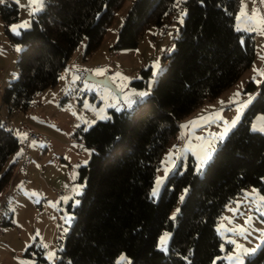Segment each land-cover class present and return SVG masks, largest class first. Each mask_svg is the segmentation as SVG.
I'll return each mask as SVG.
<instances>
[{
	"label": "trees",
	"instance_id": "1",
	"mask_svg": "<svg viewBox=\"0 0 264 264\" xmlns=\"http://www.w3.org/2000/svg\"><path fill=\"white\" fill-rule=\"evenodd\" d=\"M123 1L44 0L43 9L30 16L18 36L9 30L18 19L17 3L1 2L3 30L22 46L17 77L2 90L1 108L7 115L28 112L36 94L57 83L82 40L84 57L91 55ZM239 3H181L182 23L151 92L131 109H110V119L74 130L92 152L77 168L81 192L77 205L67 207L72 222L52 264H114L121 253L127 264H223L216 225L225 205L247 187L264 193V133L250 131L252 119L264 113V80L247 83L245 91L255 94L252 101L216 144L202 172L189 156L184 169L178 166L167 176L156 200L149 193L161 155L181 121L233 85L254 61L253 34L234 27ZM175 5L176 0H134L112 48H135L149 26L170 20ZM151 75L150 67L142 69L131 85L143 89ZM20 139L0 119V197L10 182ZM176 204L179 212L173 219ZM6 211L0 226L13 224L12 212ZM164 230L171 233L167 253L156 248ZM32 252L36 264H48L36 241L24 255L32 258ZM244 264H264V243Z\"/></svg>",
	"mask_w": 264,
	"mask_h": 264
},
{
	"label": "rangeland",
	"instance_id": "2",
	"mask_svg": "<svg viewBox=\"0 0 264 264\" xmlns=\"http://www.w3.org/2000/svg\"><path fill=\"white\" fill-rule=\"evenodd\" d=\"M11 1L17 3L19 15L17 21L9 26V30L14 36H18L19 34L12 31V26L29 22L32 15L30 13L41 11L43 5L35 8L29 0ZM133 1L122 2L106 29L102 42L91 55L84 57L86 40H82L57 83L37 93L31 109L26 113L16 112L7 115L1 108L4 86L17 77L15 62L22 46L5 34L0 21V119L2 122H10L16 129L28 127L39 136L38 140L29 144L31 163L23 168L13 164L10 182L0 197V220L5 212L7 213L6 209L12 212L13 220L11 226H0V264H36L35 252H32V258L24 255L27 247L35 241L43 249L45 261L52 264L57 250L62 245L63 233L72 222V214L67 207L69 204L77 205L81 192L82 184L77 181V168L87 163L92 152L74 137V130L81 126L87 129L99 120H106L99 117H110L108 112L110 109L115 111L117 107L121 109L120 111L131 109L145 96L140 98L133 95L134 103L129 108L123 103L128 94L138 92L149 94L156 83L159 71L165 67L164 57L173 49V41L184 16V12L179 11L178 6L186 0H176V10L170 20L161 26H149L135 48L114 50L112 47L118 31ZM237 16L240 17L241 31L252 33L254 36V61L233 85L216 98L203 101L181 121L176 137L165 148L156 169L149 193L154 200L159 197L167 176L178 166L184 169L189 156L193 157L196 167L197 155L201 158L204 156L202 146H207L211 142L215 149L216 144L221 141L217 137L223 134L228 124L237 117V110L245 104L248 106L255 95L245 91L247 83L252 81L259 85L264 80V0H240L234 19L236 29ZM245 17L248 18L247 23ZM27 27L18 28V32ZM148 67L151 68L152 75L146 87L136 89L131 85V81L139 79V72ZM97 70H103V75H96ZM80 71L84 74L81 77L77 75ZM86 75L96 79L106 78L110 86L89 81L85 78ZM68 78L70 81H67ZM246 107L242 108L240 117ZM193 121L197 124L190 123ZM262 124L264 113H259L252 119L250 131L259 132L252 129ZM182 125L188 127H181ZM14 134L18 138L22 137L17 130H14ZM202 170L203 168L200 172ZM157 178L162 180L159 186L156 183ZM76 188H79V194L74 191ZM154 188H158V195L155 197L151 195ZM61 191L63 195L57 197V193L60 194ZM262 198L264 193L259 189L247 187L225 205L216 225L221 240L219 258L223 264H230L227 257L237 254V245L249 250L242 256L244 262L246 257L254 255L264 243ZM177 209L178 204L172 209L171 218ZM165 233L169 234L168 252L171 235L169 231L164 230L159 234L156 248L159 249L160 238ZM252 249L255 251H251ZM49 253H54L52 259H49ZM121 257H124L123 261ZM118 262L127 264V257L123 253L119 254L114 264Z\"/></svg>",
	"mask_w": 264,
	"mask_h": 264
},
{
	"label": "snow or ice",
	"instance_id": "3",
	"mask_svg": "<svg viewBox=\"0 0 264 264\" xmlns=\"http://www.w3.org/2000/svg\"><path fill=\"white\" fill-rule=\"evenodd\" d=\"M0 2H3V0H0ZM29 3L33 6H35V8H40L42 7L43 3H44V0H29ZM30 14H35V12L33 11V13H30ZM237 21H238V24H237V30H241L240 29V26H239V22H240V17L237 16ZM245 22L247 23L248 22V18L245 17ZM28 26V22H24L23 24L19 25V26H12V31L13 32H16V34H19L18 32V28H23V27H27ZM158 67V65L156 66ZM96 75H103V70H97L96 71ZM148 93L146 92H138V93H130L128 94L127 98L123 101L124 104H126L127 107H131L132 104L134 103L133 99H132V96H137V97H144L146 96ZM112 107H116V105H110ZM247 105H243L241 107V109H238V115L235 119H233L231 121L230 124H228V126L225 128V132L223 134H220L217 139L219 140H223L224 138V135H226L227 131L229 130V128L231 127H234L235 124L239 121L240 119V116H239V113L242 111V108L243 107H246ZM121 109L119 107H117V111H120ZM99 118L101 119H110V117H107V116H100ZM201 119H204L203 117H201ZM192 123L193 125H196L197 122L193 121V122H190ZM227 123V122H226ZM181 127H188L187 125H182ZM253 131H259V132H262L264 133V124H262L260 127H253L252 129ZM201 151L204 153V156L203 158H201L199 155H197V160H198V163H197V166H196V171L199 172L203 166L205 164H207V162L211 159V155H212V151H214V144H212L211 142L207 145V146H202L201 148ZM172 156L171 154L169 155V160H171ZM157 186H159L160 183H162V180L160 178H157ZM74 191L76 192V194H79V188H76L74 189ZM151 195L153 197H155L156 195H158V188H154ZM181 200H183V196L180 197ZM264 199V198H262ZM78 203V202H77ZM177 212H179V209L176 210ZM175 215L176 213H173V219L175 218ZM168 237H169V234L168 233H165L161 238H160V241H159V244H158V247L161 251H164V252H167V240H168ZM232 243H234L233 241H230ZM46 247V246H45ZM237 254H235L234 256H229L227 257V259L229 260L230 264H244L243 262V259H242V256L247 254L249 252L248 249H242L241 246L237 245ZM251 251H255V249H252ZM54 257V253H49V259H52ZM121 261L124 260V257H121L120 258ZM119 264V262H118Z\"/></svg>",
	"mask_w": 264,
	"mask_h": 264
},
{
	"label": "built area",
	"instance_id": "4",
	"mask_svg": "<svg viewBox=\"0 0 264 264\" xmlns=\"http://www.w3.org/2000/svg\"><path fill=\"white\" fill-rule=\"evenodd\" d=\"M77 75L81 77L84 74L83 72H77ZM67 81H70L69 78ZM2 124H3V127L17 130L22 135L20 139V143H19V150L12 157V163L22 168L27 166L32 161L31 155L29 153V144L31 142L38 140L39 136L34 131L30 130L28 127H20L19 129H16L15 126H13V124L7 121L2 122ZM62 195H63L62 191L60 192V194L57 193V197H61Z\"/></svg>",
	"mask_w": 264,
	"mask_h": 264
},
{
	"label": "water",
	"instance_id": "5",
	"mask_svg": "<svg viewBox=\"0 0 264 264\" xmlns=\"http://www.w3.org/2000/svg\"><path fill=\"white\" fill-rule=\"evenodd\" d=\"M85 78L87 80H89V81H92V82H99V83H102V84L110 86V83L106 80V78H104V79H96V78H94L91 75H86Z\"/></svg>",
	"mask_w": 264,
	"mask_h": 264
},
{
	"label": "crops",
	"instance_id": "6",
	"mask_svg": "<svg viewBox=\"0 0 264 264\" xmlns=\"http://www.w3.org/2000/svg\"><path fill=\"white\" fill-rule=\"evenodd\" d=\"M32 129H34V128H32ZM35 130V129H34Z\"/></svg>",
	"mask_w": 264,
	"mask_h": 264
}]
</instances>
